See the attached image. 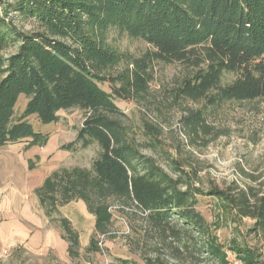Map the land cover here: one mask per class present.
<instances>
[{"label": "trees", "instance_id": "trees-1", "mask_svg": "<svg viewBox=\"0 0 264 264\" xmlns=\"http://www.w3.org/2000/svg\"><path fill=\"white\" fill-rule=\"evenodd\" d=\"M9 13L38 31L17 29ZM111 34L151 50L140 56L122 51ZM154 62L186 68L172 104L194 105L184 107L180 127L190 145L207 144L221 134L212 121L223 111L264 104V0H0V147H43L48 135L29 118L49 125L60 112L82 110L76 142L81 149L95 143L98 153L89 168L55 170L35 189L46 218L58 205L82 201L94 218L85 251L97 253L100 239L111 234L115 208L138 217L172 258L221 263L223 254L196 210L203 194L195 186L199 167L181 157L178 145H162L160 126L143 122L139 143L120 121L115 100H143ZM20 98L25 105L16 114ZM208 194L239 219L252 220L250 231L264 242V179L258 187ZM59 227L68 256H78V233L65 218ZM238 253L244 264H262L251 250ZM144 264L164 263L146 258Z\"/></svg>", "mask_w": 264, "mask_h": 264}, {"label": "rangeland", "instance_id": "rangeland-1", "mask_svg": "<svg viewBox=\"0 0 264 264\" xmlns=\"http://www.w3.org/2000/svg\"><path fill=\"white\" fill-rule=\"evenodd\" d=\"M7 21L27 33L38 31L35 23L20 20L13 13L8 14ZM111 40L118 49L136 56L151 50L149 45L124 35L111 34ZM152 73L153 79L143 100H115V104L122 112L120 121L132 139L141 142L143 122L158 125L162 129V145H178L181 157L199 167L200 182L195 186L203 194L197 197L196 210L205 220L209 239L223 254L221 263L200 264H244L237 250L245 248L253 251L264 264V242L250 231L254 222L234 216L222 202L208 194L212 188L258 187L264 179V104L226 109L212 121L221 134L205 145L201 142L190 145L181 130L180 118L184 107H195L182 101L174 105L171 97L177 81L187 73L186 68L178 63L154 62ZM100 87L109 92L107 85ZM24 105V99L20 98L16 114ZM83 117L82 110L73 108L60 112L59 120L49 125L29 118L35 130L48 135L46 145L27 151L20 144L0 147V252L7 249V253L0 256V264H144L146 258H158L164 264H193L172 258L153 233H145V226L138 217L123 216L115 208L111 209V234L100 239L97 253L85 251L93 234L94 218L82 201L58 205L56 212L46 218V207L39 204L35 189L55 170L89 168L98 153L95 143L81 149L76 142ZM67 145H71L70 148L63 150ZM144 154L160 161L156 153ZM111 205L118 204L111 202ZM60 218L67 219L78 233L80 247L76 257L67 254ZM12 241L24 244L27 252L11 253L8 244Z\"/></svg>", "mask_w": 264, "mask_h": 264}, {"label": "crops", "instance_id": "crops-1", "mask_svg": "<svg viewBox=\"0 0 264 264\" xmlns=\"http://www.w3.org/2000/svg\"><path fill=\"white\" fill-rule=\"evenodd\" d=\"M1 220V219H0ZM2 221V220H1ZM9 246V251L11 253H14V252H21V251H24V252H27L25 249H24V244H22L21 242H10L8 244ZM7 249H2L1 252H0V256L1 254H3V251H6ZM7 253V251H6Z\"/></svg>", "mask_w": 264, "mask_h": 264}, {"label": "built area", "instance_id": "built-area-1", "mask_svg": "<svg viewBox=\"0 0 264 264\" xmlns=\"http://www.w3.org/2000/svg\"><path fill=\"white\" fill-rule=\"evenodd\" d=\"M3 253L5 254V253H6V251H3Z\"/></svg>", "mask_w": 264, "mask_h": 264}]
</instances>
